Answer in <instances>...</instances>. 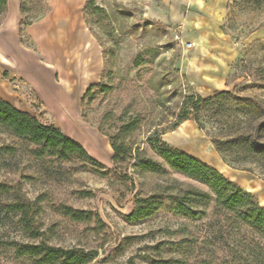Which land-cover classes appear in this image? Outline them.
Instances as JSON below:
<instances>
[{
  "label": "rangeland",
  "instance_id": "1",
  "mask_svg": "<svg viewBox=\"0 0 264 264\" xmlns=\"http://www.w3.org/2000/svg\"><path fill=\"white\" fill-rule=\"evenodd\" d=\"M76 1L84 25L102 52L103 77L97 83L119 87L104 99L97 95L87 101L69 137L107 168H113L112 149L97 127L107 110L121 109L133 95V108L141 111L144 130L172 122L185 95L207 98L226 90L250 96L264 106V0H226L220 12L203 8L199 0H94L103 9L100 14L93 8L83 12L86 0ZM46 2L49 5V0H26V8H44ZM20 42L32 47L25 33ZM7 83L17 92L18 101L33 105L30 93L19 83L11 79ZM35 111L32 115L40 122L52 124L43 111ZM263 120L264 107L253 111L232 97L221 96L204 106L197 120L184 121L161 138L209 163L264 206V151L255 150L249 141L255 125ZM258 141L264 142V127L258 131ZM9 142L0 132V145ZM219 142L221 150L216 147ZM25 164L21 159L11 171L0 167V184L10 195L17 192L31 201L39 198L36 221L45 242L95 252L92 264H202L204 260L227 264V243L242 244L229 239L203 246L201 235L207 222L176 216L166 207L149 218L128 219L134 193L128 180L111 173L100 175L70 164L62 167L64 173L47 175ZM27 174L32 179H24ZM145 182L147 192L152 181ZM61 204L92 214L93 219L74 223L57 211ZM183 238L196 247L188 258L180 250ZM7 240L29 241L21 237L15 218L0 213V264H30L1 246ZM254 255L248 264H264L260 249Z\"/></svg>",
  "mask_w": 264,
  "mask_h": 264
},
{
  "label": "trees",
  "instance_id": "2",
  "mask_svg": "<svg viewBox=\"0 0 264 264\" xmlns=\"http://www.w3.org/2000/svg\"><path fill=\"white\" fill-rule=\"evenodd\" d=\"M91 8L95 13H103L102 8L94 5V0H86L82 11ZM49 10L47 2L44 8L28 9L26 0H20V39L24 28ZM31 12L36 15L30 17ZM7 13V0H0V25ZM118 87L103 81L91 84L80 99L82 113L87 101L95 100L97 95L104 99ZM234 94L233 91L222 90L207 98L198 94L185 95L172 114V122L166 126L163 123L155 124L147 130H144L141 111L133 108L135 95L121 109L107 110L97 130L110 143L111 169L93 159L81 143L55 125L40 122L34 115L17 109L0 97V132L10 138L8 144L0 145V167L11 171L14 163L25 159V165L30 170L36 169L37 173L47 175L64 173L62 167L70 164H79L80 168H89L100 175L111 173L119 180H128L129 191L134 193L128 219L149 218L166 207L176 216L192 221L205 220L208 226L201 235V244L208 245L212 240L241 241L240 245L227 243L225 246L230 257L227 264H248L255 259V249L264 253V206L259 204L252 192L209 163L170 146L161 138L163 133L174 130L184 121L197 120L201 109L221 96L232 97L253 111L261 112L264 107L262 102L250 96ZM261 127H264V120L255 125L249 140L257 151H264V142L258 141ZM141 133H144V138L138 139ZM221 144H216L219 150ZM23 177L30 180L33 176L27 174ZM146 180L152 181L147 192L144 188ZM37 201L39 198L31 201L17 192L10 195L0 184V213L15 218L21 237L29 240H7L1 246L11 249L15 257L27 259L30 264H92L95 252L53 246L45 242L36 221L40 210ZM208 209H211L209 213ZM57 211L74 223H88L93 219L92 214L63 204L57 207ZM193 244L187 238L180 241V250L186 258L196 250ZM202 264L209 262L204 260Z\"/></svg>",
  "mask_w": 264,
  "mask_h": 264
},
{
  "label": "crops",
  "instance_id": "3",
  "mask_svg": "<svg viewBox=\"0 0 264 264\" xmlns=\"http://www.w3.org/2000/svg\"><path fill=\"white\" fill-rule=\"evenodd\" d=\"M199 1L214 12L226 5V0ZM7 2L8 13L0 25V96L34 115L35 108L40 109L69 136L70 127L79 122L81 97L103 70L101 49L82 21L81 5L76 0L71 6L70 0H49L48 13L24 28L32 45L27 47L18 32L20 0ZM7 79L30 93L33 105L18 101Z\"/></svg>",
  "mask_w": 264,
  "mask_h": 264
}]
</instances>
